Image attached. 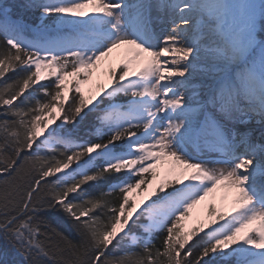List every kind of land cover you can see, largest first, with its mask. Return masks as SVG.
Instances as JSON below:
<instances>
[{"label": "snow or ice", "instance_id": "obj_1", "mask_svg": "<svg viewBox=\"0 0 264 264\" xmlns=\"http://www.w3.org/2000/svg\"><path fill=\"white\" fill-rule=\"evenodd\" d=\"M0 264H264V0L0 5Z\"/></svg>", "mask_w": 264, "mask_h": 264}, {"label": "trees", "instance_id": "obj_2", "mask_svg": "<svg viewBox=\"0 0 264 264\" xmlns=\"http://www.w3.org/2000/svg\"><path fill=\"white\" fill-rule=\"evenodd\" d=\"M2 2H3V3H2ZM12 2H13V0H7L6 2H5V0H0V3H1L3 6H5V7L10 6ZM49 23H52V21H49ZM93 119H94V118H93ZM84 131H85V132H88L89 129L86 128V129H84ZM92 131H94V129H93ZM46 219H48V222H49V224L51 225L52 228L57 229V231H64L61 227H59V226L57 225V223H56L54 220H51V219H49V218H46ZM65 235H69V238H70V239H73V240L77 239L74 235L69 234V233H67V232H65Z\"/></svg>", "mask_w": 264, "mask_h": 264}, {"label": "bare ground", "instance_id": "obj_3", "mask_svg": "<svg viewBox=\"0 0 264 264\" xmlns=\"http://www.w3.org/2000/svg\"><path fill=\"white\" fill-rule=\"evenodd\" d=\"M107 67H108V65L105 64L104 67L101 69V72H100V73H97V74L93 77V81H94V83H99V81L96 80V78L98 77L99 74L104 73V72L106 71V68H107ZM89 87L91 88L92 85H89ZM205 155H211L213 158H218V157L216 156V154H208V153H205ZM216 166H217V167H220V166H222V165H216ZM220 195H221V193H219V192H218L217 194H215V199H216L217 201L219 200ZM210 199H211V198H210ZM198 211H200V209L194 210V215H195L196 212H198ZM189 223H191V221H189Z\"/></svg>", "mask_w": 264, "mask_h": 264}, {"label": "rangeland", "instance_id": "obj_4", "mask_svg": "<svg viewBox=\"0 0 264 264\" xmlns=\"http://www.w3.org/2000/svg\"><path fill=\"white\" fill-rule=\"evenodd\" d=\"M6 1H7V0H5V2H6ZM2 3H3V2H2ZM0 5H2V4L0 3ZM50 25H52L53 27H55V25H53V24H50ZM96 80H98L99 83L105 82V80H106V75H104L103 73H101V74L98 75V77L96 78ZM82 87L84 88L85 93L88 94V93H89V89H90L89 84H85V85H83Z\"/></svg>", "mask_w": 264, "mask_h": 264}]
</instances>
